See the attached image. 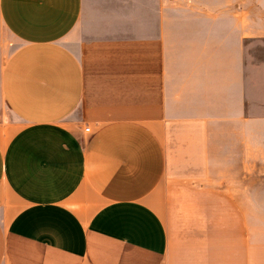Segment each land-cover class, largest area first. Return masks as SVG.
Wrapping results in <instances>:
<instances>
[{
    "label": "crops",
    "instance_id": "crops-1",
    "mask_svg": "<svg viewBox=\"0 0 264 264\" xmlns=\"http://www.w3.org/2000/svg\"><path fill=\"white\" fill-rule=\"evenodd\" d=\"M0 264H264V0H0Z\"/></svg>",
    "mask_w": 264,
    "mask_h": 264
},
{
    "label": "built area",
    "instance_id": "built-area-1",
    "mask_svg": "<svg viewBox=\"0 0 264 264\" xmlns=\"http://www.w3.org/2000/svg\"><path fill=\"white\" fill-rule=\"evenodd\" d=\"M86 131H87V132H89V131H90V129H86Z\"/></svg>",
    "mask_w": 264,
    "mask_h": 264
}]
</instances>
